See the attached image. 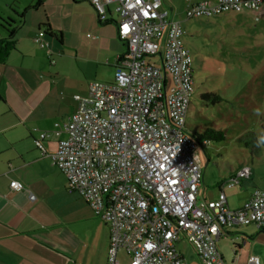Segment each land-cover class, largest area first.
<instances>
[{"label": "built area", "instance_id": "obj_1", "mask_svg": "<svg viewBox=\"0 0 264 264\" xmlns=\"http://www.w3.org/2000/svg\"><path fill=\"white\" fill-rule=\"evenodd\" d=\"M99 22L115 12L117 35L127 50L115 59L112 82L92 81L64 127L66 136L50 153L65 175L67 191L80 195L110 228L106 264H185L176 241L182 232L201 264H226L217 248L225 228L255 223L264 229V189H255L236 210L224 192L199 200L202 165L185 121L194 91L192 56L179 21L161 0H89ZM264 0H198L186 18L223 12L259 11ZM113 4V6H110ZM44 31L35 42L41 46ZM156 58L159 59L157 63ZM38 131L35 146L45 153ZM249 166L226 180L248 178ZM13 190L23 184L11 180ZM246 264H262L252 256Z\"/></svg>", "mask_w": 264, "mask_h": 264}, {"label": "crops", "instance_id": "obj_2", "mask_svg": "<svg viewBox=\"0 0 264 264\" xmlns=\"http://www.w3.org/2000/svg\"><path fill=\"white\" fill-rule=\"evenodd\" d=\"M242 12L257 13H234ZM107 16L99 22L89 0H0V19L15 23L16 42L0 63V264H106L108 224L67 191L49 154L66 136L75 95L86 94L92 81L106 82L108 72L115 75V59L128 48L117 35L118 15ZM43 24L60 31L61 41L44 34L46 44L36 43ZM7 35L0 20V38ZM38 131L46 133L43 154L33 142ZM247 166L250 176L233 186L225 182L238 168L228 177L204 168L198 199L214 200L223 191L227 207L239 209L264 185L262 174ZM11 180L23 189H11ZM216 244L226 264H246L252 256L264 264V229L255 223L225 228ZM176 246L185 264H201L182 232Z\"/></svg>", "mask_w": 264, "mask_h": 264}, {"label": "rangeland", "instance_id": "obj_3", "mask_svg": "<svg viewBox=\"0 0 264 264\" xmlns=\"http://www.w3.org/2000/svg\"><path fill=\"white\" fill-rule=\"evenodd\" d=\"M161 1L169 17L184 29L183 45L193 60L194 91L186 132L213 128L224 133L220 141L198 145L202 170L209 168L213 177H228L231 170L249 164L264 180V145L260 142L264 130V12H227L188 19L185 9L190 0ZM156 61L159 63L158 58ZM113 79L114 72H108L101 80ZM204 92L221 99L216 103L203 101L200 94ZM118 257L122 264L129 260L122 253Z\"/></svg>", "mask_w": 264, "mask_h": 264}, {"label": "trees", "instance_id": "obj_4", "mask_svg": "<svg viewBox=\"0 0 264 264\" xmlns=\"http://www.w3.org/2000/svg\"><path fill=\"white\" fill-rule=\"evenodd\" d=\"M263 4L260 6V9H259L261 11H263L261 9L263 7ZM251 11H254V10H251ZM255 12H257V11H255ZM20 16H21V18L23 17V15H20ZM0 20H1L2 28H4L8 33V35L6 37L0 38V63H3L6 60V58L8 57L10 51L15 48L16 42L13 39L14 32H15V27L13 25L15 23L9 18H5V19L1 18ZM20 22H21V19H20ZM42 26H43V29H44L43 31L45 34L54 35V36L57 35L56 38L58 39V41H61L60 31L52 30L48 24H43ZM192 75H193V73H192ZM200 98L203 101L211 102V103H216V102L220 101V99H221V97L219 95L212 93V92L201 93ZM190 135L195 140L197 145H202L203 142H205V141H220L224 138V133L222 130H219V129L216 130L213 128H205L201 132L196 131V132L190 133ZM260 142L264 145V130L262 131V133L260 135ZM250 173H251V171H250Z\"/></svg>", "mask_w": 264, "mask_h": 264}]
</instances>
